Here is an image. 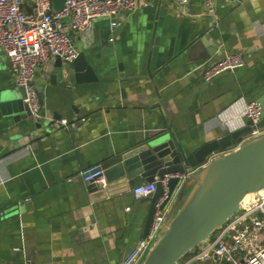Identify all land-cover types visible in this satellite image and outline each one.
Returning a JSON list of instances; mask_svg holds the SVG:
<instances>
[{
	"label": "crops",
	"instance_id": "1",
	"mask_svg": "<svg viewBox=\"0 0 264 264\" xmlns=\"http://www.w3.org/2000/svg\"><path fill=\"white\" fill-rule=\"evenodd\" d=\"M22 8L30 14L33 0ZM121 18L116 29L98 19L89 42L74 40L93 81L78 83L71 63L51 58L34 78L42 119L0 135V264L121 261L144 238L149 197L132 190L147 181L93 188L80 172L162 131L198 149L245 127L247 105L264 95V0H216L214 16L203 0H139ZM232 51L245 65L205 81L202 63ZM0 67V84L16 87L5 55ZM184 199L180 191L174 211Z\"/></svg>",
	"mask_w": 264,
	"mask_h": 264
},
{
	"label": "built area",
	"instance_id": "2",
	"mask_svg": "<svg viewBox=\"0 0 264 264\" xmlns=\"http://www.w3.org/2000/svg\"><path fill=\"white\" fill-rule=\"evenodd\" d=\"M52 1L33 0L32 12L27 14L22 8L23 0H0V49L8 59L17 86L25 90L24 101L35 122L42 119V103L34 84L39 68L57 57L64 63H72L79 54L75 38L89 42L95 23L101 18L109 19L113 28H119L122 14L135 11L139 0H64L62 7L56 10ZM173 1L181 7L190 2ZM215 1L203 0L205 14L214 16ZM202 65L203 79L210 81L226 71L243 67L245 57L241 51H232L220 59L209 58ZM261 109L257 101L247 105L246 119L251 120L255 128L245 135L241 143L264 133V127L259 126ZM52 125L67 127L68 123L66 120H55ZM193 172L189 170L186 175L176 176L183 182ZM80 175L88 184L93 182L98 187H108L101 164L85 168ZM170 177L166 175L161 181L164 192L155 203L148 235L140 239L121 261L110 264H139L148 252L159 236L174 201L171 199L164 205L169 196ZM156 190V182H144L136 185L132 192L141 198L151 197ZM188 254L190 258L183 264H264V191L245 197L240 210L211 236L210 241Z\"/></svg>",
	"mask_w": 264,
	"mask_h": 264
},
{
	"label": "water",
	"instance_id": "3",
	"mask_svg": "<svg viewBox=\"0 0 264 264\" xmlns=\"http://www.w3.org/2000/svg\"><path fill=\"white\" fill-rule=\"evenodd\" d=\"M62 63L57 57L56 65L61 67ZM71 64L78 83L95 79L84 53H79ZM55 79L53 75L52 80ZM25 97L24 88L17 84L16 87L0 84V135L20 121L32 119ZM257 102L262 108L259 126L264 127V95ZM254 128L253 122L247 120L242 129L195 150L172 137L168 131H162L119 151L102 164L108 182L126 178L132 183L137 176L147 182H156V192L147 198L150 205L143 228L144 237L152 225L155 203L164 192L161 181L166 175L171 176L169 196L164 203L167 205L171 199L174 200L171 210L159 236L139 264H179L189 252L204 247L210 241L211 236L240 210L247 195L264 189V133L233 148ZM225 150L208 162L214 153ZM198 166H203V169L200 174L191 175L192 182H182L176 176L186 175ZM189 181L192 188L187 185ZM89 184L98 188L93 182ZM179 185L181 187L177 191ZM180 191L185 195L184 203L174 211V202Z\"/></svg>",
	"mask_w": 264,
	"mask_h": 264
},
{
	"label": "rangeland",
	"instance_id": "4",
	"mask_svg": "<svg viewBox=\"0 0 264 264\" xmlns=\"http://www.w3.org/2000/svg\"><path fill=\"white\" fill-rule=\"evenodd\" d=\"M0 56H4V52L0 49ZM218 233V232H217ZM216 233V234H217ZM190 258V254H187L184 258L180 260V263L183 264L187 259Z\"/></svg>",
	"mask_w": 264,
	"mask_h": 264
},
{
	"label": "bare ground",
	"instance_id": "5",
	"mask_svg": "<svg viewBox=\"0 0 264 264\" xmlns=\"http://www.w3.org/2000/svg\"><path fill=\"white\" fill-rule=\"evenodd\" d=\"M261 191H264V189H262ZM249 195H250V194H249ZM247 196H248V195H247ZM247 196H246V197H247Z\"/></svg>",
	"mask_w": 264,
	"mask_h": 264
}]
</instances>
